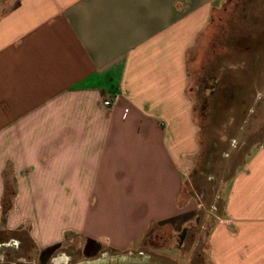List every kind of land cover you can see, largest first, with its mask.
<instances>
[{
    "label": "crops",
    "instance_id": "1",
    "mask_svg": "<svg viewBox=\"0 0 264 264\" xmlns=\"http://www.w3.org/2000/svg\"><path fill=\"white\" fill-rule=\"evenodd\" d=\"M225 2L5 0L0 232L41 253L73 237L121 253L191 207L202 144L187 54ZM224 202L211 264H264V142Z\"/></svg>",
    "mask_w": 264,
    "mask_h": 264
},
{
    "label": "rangeland",
    "instance_id": "2",
    "mask_svg": "<svg viewBox=\"0 0 264 264\" xmlns=\"http://www.w3.org/2000/svg\"><path fill=\"white\" fill-rule=\"evenodd\" d=\"M225 1L187 54L189 95L195 101L202 144L183 191V200L188 199L191 207L177 219L155 225L140 244L123 254L99 246L95 258L93 243L73 237L44 255L50 256L46 264L64 260L63 264H96L117 256L150 264H211L208 239L223 219L229 187L264 142V0ZM4 3L0 0V14ZM8 188L10 204L13 184ZM41 255L27 232H0V258L5 264L18 258L27 261L22 264H43Z\"/></svg>",
    "mask_w": 264,
    "mask_h": 264
},
{
    "label": "flooded vegetation",
    "instance_id": "3",
    "mask_svg": "<svg viewBox=\"0 0 264 264\" xmlns=\"http://www.w3.org/2000/svg\"><path fill=\"white\" fill-rule=\"evenodd\" d=\"M99 246H97L96 244H95V258H96V255L99 253V248H98ZM89 251H90V248L89 247H87L86 249H85V253H89ZM114 254H123V253H125L126 251H123V253L121 252V253H119V252H114V251H112ZM139 254H143V252L142 251H140L139 252ZM44 255H50V254H47V253H42V263L43 264H46L47 263V261L49 260V259H47L48 257H50V256H44ZM43 257H45V258H43ZM46 259H47V261H46ZM45 260V261H44ZM122 260H127L126 259V257L125 256H117L116 258L114 257H108V258H106V259H104V260H101V261H98L97 263L98 264H114V263H118V262H120V261H122ZM108 261V262H107ZM0 262L2 263V264H5V259H1L0 258ZM17 263H27V261L26 260H21V258L19 259H16V261L15 262H10V264H17ZM96 263V264H97Z\"/></svg>",
    "mask_w": 264,
    "mask_h": 264
},
{
    "label": "water",
    "instance_id": "4",
    "mask_svg": "<svg viewBox=\"0 0 264 264\" xmlns=\"http://www.w3.org/2000/svg\"><path fill=\"white\" fill-rule=\"evenodd\" d=\"M65 263V260L62 262V264ZM114 264H150L149 262H147L146 260L143 261H125L122 260L118 263H114Z\"/></svg>",
    "mask_w": 264,
    "mask_h": 264
},
{
    "label": "trees",
    "instance_id": "5",
    "mask_svg": "<svg viewBox=\"0 0 264 264\" xmlns=\"http://www.w3.org/2000/svg\"><path fill=\"white\" fill-rule=\"evenodd\" d=\"M94 246V245H93ZM59 246H56V247H52L50 249H47L44 253H50L51 251L55 250V248H58Z\"/></svg>",
    "mask_w": 264,
    "mask_h": 264
},
{
    "label": "bare ground",
    "instance_id": "6",
    "mask_svg": "<svg viewBox=\"0 0 264 264\" xmlns=\"http://www.w3.org/2000/svg\"><path fill=\"white\" fill-rule=\"evenodd\" d=\"M62 262H63V261L59 262L58 264H62ZM85 264H95V262H94V263L86 262Z\"/></svg>",
    "mask_w": 264,
    "mask_h": 264
}]
</instances>
